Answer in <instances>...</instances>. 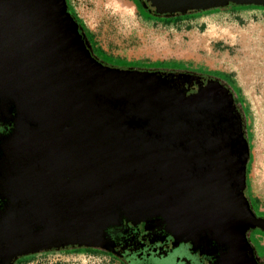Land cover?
Segmentation results:
<instances>
[{
    "label": "flooded vegetation",
    "instance_id": "flooded-vegetation-1",
    "mask_svg": "<svg viewBox=\"0 0 264 264\" xmlns=\"http://www.w3.org/2000/svg\"><path fill=\"white\" fill-rule=\"evenodd\" d=\"M230 1H226V4H230ZM63 2L66 14L76 29V35L71 40L58 46L51 44L48 52L38 51L36 55L29 48L23 49L12 62L16 67L12 72H8L6 67L9 60H5L3 54L0 55V264H21L24 258L33 255V249L36 248L46 251L69 249L101 252L115 258L120 264H264V258L257 256L250 241L253 231L260 228L253 223L264 217L255 214L259 212L255 209L257 204L246 195L248 160L242 164L245 171L243 183L239 181L240 170L235 171L236 176L230 185L234 192L228 197L229 204L213 206L209 217L205 213L209 211L208 208L200 210L201 213H196L199 207L192 209L195 215L200 214L196 240L174 244L168 235V222L171 220L167 213L159 212L161 206L174 202L170 195H187L183 201L190 200L193 203L190 193L197 189L193 181L199 177L201 170L208 168L206 162L198 161L200 154L205 152L207 134L226 142L239 162L245 160L249 144L243 107L239 108L234 103L230 105L228 95L218 90L215 95L223 94L221 101L211 98L203 103L195 102L189 108L184 97H175L182 106L176 113L168 110L170 117H166L161 110H148L144 100L150 94L148 88L152 86L149 85L151 77L142 71L119 69L100 60L98 52L92 50L87 32L78 28L68 11L66 0ZM135 2L141 8L144 7L145 14L154 17L182 15L224 6L219 3V6L203 9V6H198L199 3L191 1L182 13L173 8H160L152 1ZM260 2L256 0L258 4L248 5L264 6V1ZM55 55L61 57L58 59ZM38 59H48L54 68H57V62L60 65L58 69L61 75H54V78L64 91L60 93L62 97L70 92L77 94L75 85L80 82L92 86L94 92L85 95V102L87 100L90 105L87 109L89 116L81 115L77 127L87 129L96 139L103 135L108 138L118 134V141L102 149L98 147L87 151L85 148L88 149L90 144L74 149L68 146L64 131L54 130L56 109L51 97L49 94L43 97L39 94V85L36 84L39 83V77L31 70ZM104 80L112 82L115 91ZM134 89L140 98L131 101L129 95ZM213 90L211 86L210 91ZM156 100L160 104L169 102L167 97ZM76 106L74 102L71 103V107ZM173 108L179 110L178 107ZM185 118L192 121L191 148L174 138L175 135H183L182 122L186 121ZM166 120L169 124L175 120L180 123V126L177 124L176 128L171 129L170 138L157 128L165 126ZM139 129L142 131V141L154 150L156 144L154 147L153 141L158 144L163 141L166 146H171L187 158L188 178L185 182L164 184L159 181L158 175H147L144 164L136 165L139 152L135 149L138 150L136 146L140 144L133 147L132 143ZM72 161H79L81 165ZM59 164L65 165L67 174L69 171L78 172L76 180L81 186L79 190L69 189V185L75 183L72 174L59 181L55 179L50 171ZM41 167H46L47 172L41 174ZM100 178L104 182H99ZM92 181L100 183L97 190L102 187V193L90 197L82 188L84 183ZM152 184H164L172 194L157 190H154L158 192L156 194L154 191V194L148 192L147 189L154 186ZM201 187L202 183L198 189ZM86 205L90 208V214L85 213V216ZM92 214L103 216L105 223L100 220L94 226L96 230L93 228L91 232V222L86 223L84 219ZM190 228L192 230L193 226ZM82 233L85 239L88 238L83 242L93 240L94 246H79ZM236 250L238 253L234 254ZM178 252H183V256L176 261L170 258Z\"/></svg>",
    "mask_w": 264,
    "mask_h": 264
},
{
    "label": "water",
    "instance_id": "water-1",
    "mask_svg": "<svg viewBox=\"0 0 264 264\" xmlns=\"http://www.w3.org/2000/svg\"><path fill=\"white\" fill-rule=\"evenodd\" d=\"M149 1H152L153 4H156L160 8H166V9L173 8L175 9L174 11L180 10L181 12L182 11L184 12L188 8V6L186 5H188V3L191 1L192 2L195 1L196 3H199L198 6L201 5L203 6V9H207L212 6H219L220 5L219 3L225 5L227 3L226 1L228 0H219L218 2L215 0H147V2ZM263 1L264 0H261V2ZM230 2L234 4L248 5L251 3H256V0H231ZM74 35H76V29L74 23L66 14L63 0H0V55L3 54L6 58L5 60H9V62L6 63L8 72H12V70L16 69V67L13 65L14 63L12 62L14 59L20 56L21 51L23 49L29 48L30 52L34 55L38 54L39 52H48L51 47V44L58 46L60 43L66 42V40H71V38H73ZM55 56H57L56 58L58 59L61 57L60 55H55ZM48 59L45 60L43 59V61L38 59L36 61L37 64L34 65V68L31 67L32 68L31 70L34 73H36V75L39 77V83L36 82V84L39 85L40 96L43 97V96H47L46 94H49V97H51V102L54 104V109H56L54 125H53L54 130L64 131V133L67 135L66 136L68 140L67 144L69 147H72L73 149L80 147L84 144H90L88 149L85 148L86 151L97 149L98 147L102 149V147L106 145H111V144L113 145L114 144L113 142L116 140L118 134L117 135L113 134L108 138L106 137L104 138L103 135L100 136L99 139H96L94 135L91 134L87 129L77 127L78 122L81 121L80 120L81 115L84 117L89 116V112L87 111V109L90 107V105L87 100L85 102V95L94 92L92 86L88 85L87 82H80L75 85V91L77 92V94H73L70 92L67 93L64 97H62L60 93L64 91L59 87L61 85L57 84L54 78V75L60 74L58 69L60 65L57 62L56 64L57 68H54V66L50 64ZM51 66L52 68H50ZM104 81L105 84H108V87L114 90V85H112V82L110 83L109 80L108 81L104 80ZM150 89L148 88L150 94L144 100L145 107H148V110L150 109L151 111L152 109L155 110V112L161 110L162 113L167 115V116L163 115L166 117H170L168 110L169 112L171 111V113L173 112L176 113L180 111L182 103H180L181 101L178 98H175V100L174 98H169L168 100L169 102H166L165 104H160L156 100V98L162 99L165 97L161 98V96H159L160 95L159 90L156 87L151 86ZM136 92L137 91L135 89L131 91L129 95L131 101L136 98L138 99L140 98L139 96H137ZM73 102L77 105L76 107H71V103ZM173 107H178L179 110H176ZM185 116L187 115H184V117ZM184 120H186V118ZM188 120L189 118H187L186 122H188ZM169 123L170 122L166 120L165 126H160V128L159 127L157 128L165 132V134L167 133L168 134L167 136L170 138V133H172L171 129L176 128L178 125L180 126V123L177 122L176 120L173 121L171 124ZM191 128H192V124L190 125L189 132L184 131V133L187 135H184L183 133L182 136L176 137V135L174 136L173 134L177 142L180 141L183 143L184 146L189 148L192 147L191 146L192 135L190 132L192 131ZM145 129L148 130L146 127ZM141 132L142 131L140 129L139 131L136 132L137 135L134 139V142L132 143L133 147L136 146L135 144L138 143L140 144L136 146L138 147V150L135 149L137 153L139 152L136 165L140 166L141 164H144L146 168L144 169V171H146V174L158 175L160 177L159 181L163 182L164 184L185 182L186 179L188 178V176L186 175L187 173L186 169L188 167L187 158L181 156L180 153L177 150H173L171 146L169 147L166 146V143L163 141H161L158 144V142L155 143V141L152 140L154 147L156 144L154 150L148 143L142 141V137H140L142 136ZM213 136L210 134H207L205 136L206 138V143L204 147L205 152L200 154L201 156L199 160L198 158H196L198 161H200V163L206 162L208 164V168H206V170L205 169L201 170L199 177L195 178V180L193 181L194 187H196L197 189L199 184L202 183V187L199 188L198 190L197 189L193 191L191 190L192 193L190 194H192L194 200L193 203H191L190 200L183 201V198L187 195L185 196L180 194L170 195L172 193H170L165 188L164 184H152L154 185L152 189L151 188L147 189V191L151 193H153L152 191L154 190H157L158 192L166 191L163 194L170 195L169 197H171V200L174 201L171 204L168 203L161 206L160 208L161 210L159 212H163V213L165 212L168 214L167 215L168 219L171 220L168 222L169 223L168 225L172 231L170 232L173 238H175L178 241V243L190 242L192 241V239L195 240L197 239V232L199 230L198 224H200L199 223L200 214L195 215L196 213L200 212V210L202 209L208 208L209 211H206L205 213L209 217L210 210L211 211L214 210L213 206L216 207L217 205H221L223 203L224 204L230 203L227 201L228 197L231 192L232 193L234 192V189L231 188L230 185L232 184L234 176H236L234 174L237 169L240 170L239 173L241 174V179L239 180L241 181L240 183H243L245 179V171H244V167H242V164L245 163L249 158L248 148L246 147L245 160L239 162L227 147L226 142L224 143L219 139H215V137ZM187 140H189V142H187ZM141 144H143L142 145L143 147L141 148L140 151L139 148ZM108 150L109 149L104 151H108ZM177 153L179 154V156L177 155ZM188 159H190V157ZM72 162L81 165V162L79 161L77 162L72 161ZM66 170L67 168H65V165L59 164L56 166L54 170H51L50 172L58 181L59 179L65 178L69 174H72L74 177L72 181L75 183L69 185V189L70 191L71 189L74 190L75 188L79 190L81 186H78L76 180L78 179V172L69 171L67 174L65 173ZM40 172L41 174L47 172L46 167H41ZM98 181L104 182L103 178H100ZM99 182L92 181V182H88L87 184L84 183V188H82V190L86 195L92 197L93 195H96L98 192H101L102 187H98L99 190H97V186H100ZM158 192L154 191L155 194ZM182 201H183V205L181 204ZM196 207L199 208L196 210V213H194L192 209L195 210ZM84 209H85L84 215L85 213L90 214L89 206L86 205ZM192 213L193 215H190ZM77 216L78 215H76L75 217ZM75 217H73L72 219H76ZM84 220L86 221V223L91 222L90 225L92 227L90 226V229L92 232L95 224L100 223V220L103 221L104 218L103 216H99V215L95 216L94 214H92L90 217H87ZM103 223H105V221H103ZM263 223H264V219H261L253 223V225L258 226L261 229H264ZM191 225L193 226L194 230L193 229L191 230L190 228ZM94 230L96 229L94 228ZM186 233L188 234L187 236H185ZM86 239L83 233L80 234L79 246L81 245L83 246V244L87 246H94L95 241L91 242L93 240H90L88 241L89 243L88 242L84 243ZM39 250L41 249L36 248L33 249V252H37Z\"/></svg>",
    "mask_w": 264,
    "mask_h": 264
},
{
    "label": "rangeland",
    "instance_id": "rangeland-1",
    "mask_svg": "<svg viewBox=\"0 0 264 264\" xmlns=\"http://www.w3.org/2000/svg\"><path fill=\"white\" fill-rule=\"evenodd\" d=\"M68 3L107 58L98 52L99 59L108 65L132 67L128 64L165 62L163 66L150 68L196 72L204 69L232 75L240 89L250 133L246 195L257 199L255 209L259 212L255 214L264 217V68L260 63L262 69L258 70L249 58L250 54L257 56V60L264 57V10L204 12L164 25L156 19L148 20V13L143 16L144 7L136 5L135 0H121L127 8L124 10L112 6L110 0H68ZM168 228L171 231L169 225ZM250 241L257 256L264 258V230L253 231ZM32 254L21 264H120L101 252L44 249ZM181 256L183 252L170 258L176 261Z\"/></svg>",
    "mask_w": 264,
    "mask_h": 264
},
{
    "label": "trees",
    "instance_id": "trees-1",
    "mask_svg": "<svg viewBox=\"0 0 264 264\" xmlns=\"http://www.w3.org/2000/svg\"><path fill=\"white\" fill-rule=\"evenodd\" d=\"M66 3H67L68 11L72 19L76 22L78 28L87 32V37L92 47V50L99 52L101 54V52L97 48V45L94 43L91 34L86 30L82 20L73 11V9L68 3V0H66ZM226 9L233 10V11L234 10H247V9L264 10V6L234 4V3L231 4L230 3L224 6H219V7L211 8L208 10L195 11L192 13H185L182 15L180 14V15L163 16V17H154L153 15L148 14L149 16L147 19L148 20L156 19L157 21L162 22L164 25H171V24H176L183 20H187L195 16V14H201L204 12H207L208 14H212L218 11H224ZM142 11H143V16H144L145 13H144L143 8H142ZM101 55L104 58H106L103 54ZM164 64L165 62H156L152 64L150 63L128 64V65H132V67H126V66L125 67L114 66V67H117L119 69L142 71L143 73H145L146 76L151 77L150 82L148 81L149 85L156 87L158 90L160 89L159 90V93H161L160 95L167 97V98L184 97V99L189 103L188 108L191 107L195 102L200 103V102H203L211 98L212 99L215 98L216 100L221 101L223 94L217 96V93H216L215 95V92H217L218 90H221L222 92L228 95L227 99L229 100L230 105L234 103V104H237L239 108L243 107L242 98L240 97V89L236 87L235 80L232 78V75L230 73H225L221 71H206L204 69H199L201 72H196V71H186V70L180 71V70H173V69L168 70L165 68H150L155 65L163 66ZM210 85L214 87L213 91H210V87H211ZM211 92H214V94H211ZM188 122L183 121L182 124L184 123V125L182 126H183L184 131L189 132L192 121L188 120ZM247 130H246V139L249 144L250 138L248 137V134L250 133H249V130L248 131ZM184 135H187V134L184 133ZM250 149H251V146L249 145V150ZM250 162H251V156L248 158V161H247V175L249 171ZM254 202L257 203V199H254ZM168 235L171 236L172 242L174 244L178 243V241L175 238H173L170 231L168 232Z\"/></svg>",
    "mask_w": 264,
    "mask_h": 264
},
{
    "label": "crops",
    "instance_id": "crops-1",
    "mask_svg": "<svg viewBox=\"0 0 264 264\" xmlns=\"http://www.w3.org/2000/svg\"><path fill=\"white\" fill-rule=\"evenodd\" d=\"M255 10H260V9H253V11ZM257 57V56H256ZM256 57L253 56V54H250L249 58H250V63H252L253 65L257 66L258 67V70L261 68L260 67V63L262 64V68H264V57H260L258 60L256 59ZM255 58V59H254ZM258 58V57H257ZM262 59V60H261ZM256 67V68H257ZM261 68V69H262Z\"/></svg>",
    "mask_w": 264,
    "mask_h": 264
},
{
    "label": "bare ground",
    "instance_id": "bare-ground-1",
    "mask_svg": "<svg viewBox=\"0 0 264 264\" xmlns=\"http://www.w3.org/2000/svg\"><path fill=\"white\" fill-rule=\"evenodd\" d=\"M112 6H115L116 8H119L121 10L127 9L125 6L121 3V0H110ZM262 60V59H261ZM264 63V62H263ZM264 224V223H263Z\"/></svg>",
    "mask_w": 264,
    "mask_h": 264
}]
</instances>
